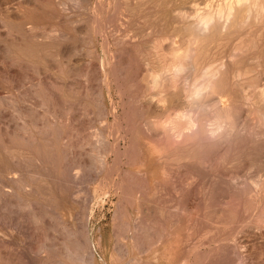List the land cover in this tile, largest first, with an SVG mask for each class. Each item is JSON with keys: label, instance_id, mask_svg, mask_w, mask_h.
Instances as JSON below:
<instances>
[{"label": "rangeland", "instance_id": "1", "mask_svg": "<svg viewBox=\"0 0 264 264\" xmlns=\"http://www.w3.org/2000/svg\"><path fill=\"white\" fill-rule=\"evenodd\" d=\"M17 1L20 16L32 13V38L22 30V20L5 18L2 8L0 32L9 29L11 38L31 43L34 53L29 60L24 47L14 49L0 43V88L5 90L0 93V264H152L142 255L159 241L174 243L171 240L178 233L183 234L178 255L169 259L160 250L156 264H264V195L254 203L242 195L245 184L234 187L228 182L233 176L247 185L264 182V133L253 123L247 107L233 115L241 134L236 144L231 143L232 151L210 153L200 137V146L196 144L200 148L179 146L180 150L171 153L173 162L159 166L171 176L165 177L166 183L157 194L143 203L135 199L136 193L146 196L153 188L136 185L138 179L132 174L141 165L128 164L131 154L126 148L131 142L144 157L145 141L141 137L148 132L142 97L158 93L143 80L144 74L147 76L157 65L155 59H148L143 42L161 40L162 36L164 46L172 39L180 45L181 39L159 18L160 13L176 8L190 11L193 6L204 7L207 0H171L165 5L161 0H120V4L100 0V11L107 18L104 34L95 31V0H32L31 10L25 0ZM261 26V19H251L238 26L230 40L211 41L206 58L191 76H198L209 62L227 59L232 50L259 36ZM103 40L109 42L105 41L108 63H114L117 72V83L111 84L112 98L100 86L104 78L101 63L107 62ZM250 48L247 52L254 61L244 63L239 80L232 77L235 66L231 64L229 84L240 99L253 94L256 101L257 92L264 91V46ZM249 67H254L253 73ZM15 71L18 76L14 74V79ZM30 75L33 81L27 79ZM115 86L117 92L118 86L122 87V100ZM186 96L182 97L187 100ZM111 100L118 115L123 111L129 115L125 122L121 120L120 127L108 113ZM263 106L264 99L255 103V115L264 110ZM248 126L262 133L257 148L249 140ZM184 155L188 156L182 158ZM193 164L203 168L205 177L195 176ZM143 206L147 213L140 211ZM192 245L195 249L187 252Z\"/></svg>", "mask_w": 264, "mask_h": 264}, {"label": "bare ground", "instance_id": "2", "mask_svg": "<svg viewBox=\"0 0 264 264\" xmlns=\"http://www.w3.org/2000/svg\"><path fill=\"white\" fill-rule=\"evenodd\" d=\"M25 1H26V5H27L28 9L31 10L32 6H33L32 0H25ZM110 1L115 3V4L120 2V0H110ZM149 1H151V0H149ZM170 1L171 0H161V3H162V5H165V4L169 3ZM187 1L188 2H195V1H201V0H187ZM99 3H101L100 0H95V2H94V7H95L94 13L95 14H93V13L92 14H93V16L96 17V19L94 18L95 21L97 22V30H95L96 33L100 32V33L104 34L106 31V23H107L106 19L107 18H104V14H105L104 11H102V12L100 11V5L101 4L99 5ZM155 3H153V5ZM22 4H23V2H22ZM145 4L147 6L148 3H145ZM199 5H201V4H199ZM18 6H19V2L17 0L13 4H11V0H2V2L0 3V8L3 9V12L5 13V16H6L5 18H10L13 21L22 20V25H21L22 30H24V32L27 34L28 37L32 38L33 30H34V21L32 19L33 18L32 13H31V11H29L24 16H20L19 12H18ZM140 7H141V5H140ZM116 8H118V7H116ZM119 8H123V7H119ZM91 9L94 10V8H91ZM190 9H191L190 11H184V12H181L182 10L180 11L179 9L177 10V8H176V10L168 9V10L162 12V9H161V11H160L162 13H160L159 18L162 19L163 22L169 23V27H170V25L172 26V28H170V29H173V33L181 39L180 45H178V46L175 45V40L172 39L173 41L172 40L167 41V46L165 44V46H166L165 47L163 45V43H166V42L161 41L162 39L164 40L165 38H161L162 36L159 38L161 40L152 38V39H148L145 42H143L144 46L142 44V46L145 48V52L148 54V59L150 56V58H152V60L155 59V61L157 62V65L156 66L154 65L156 67V69H154L152 72H148L149 74L147 76H145V74H144L143 80H144L146 87L156 89L158 91V93H156V92L150 93V94H146L142 97V102L144 103V107L146 108L144 113H146V115H147L146 122H144V121L143 122L146 123L147 126H145V127H147V132H148L147 135L141 137V139L143 141H145V144L143 142H141V143H143V145H144L143 147L146 150L143 152L144 157L139 156L140 152L138 154L137 147H135V144H133V143L130 144L131 142L128 144L129 146L126 148L127 151L124 149L126 152H130V154H131L130 157L128 158V162H129L128 164L129 165H131V166L141 165L140 167H138V169L136 171H134L135 173L132 172L133 177L138 179V182L136 181L137 184H136V182H135V184L138 185V187L140 186V188L141 187L142 188L148 187L149 189L151 187L153 188V190L149 191L148 193H145V194H147L146 196L144 194H140L141 192L136 193L135 199H136V201H139L141 203H143L145 199L153 198V195L155 196L154 192L156 193V190L159 189V187L161 185L166 183L165 182L166 178L171 176L167 172V170L165 172V171H163L164 169H161L162 167L160 168L159 166L160 165H165V166L170 165L173 162L172 157H170L171 153L176 152V150L178 151V149L180 150V148H178L179 146H181V147H185L187 145L188 146L189 145L195 146L199 142V141H197V138L200 137L201 139L204 140V141H202V142H204V144L201 142V146L203 144L204 147L206 148V150H208V151L211 150L210 153L214 152V154H215L216 152H218V153H221L223 155L225 153L227 154V152L232 151V148L230 150V147L232 145L231 143L234 142L236 144L239 141V135L241 134V131L237 125L236 119L240 113V110H242V108L247 107L249 109L248 111L252 112L251 119L254 121L253 123H255L258 127H261V129H263V131H264V110L261 113H259L258 115H255V113H254L255 110H253V108L255 107V103H257L258 101H263L264 91L257 92V100H256L257 102L254 101L253 94H244L243 98H242L243 101H242V99H240L239 92H237L235 94L233 91H231L232 88L230 89V84H229L230 83L229 82V73H230L229 66L231 64L233 66H235L234 67L235 71H233L231 75L233 78H236L237 80H239L240 75H241L242 66L244 65V63L246 61L248 62V61H250V59L254 58V57H250V55H248V52H247L248 48L251 47L252 49L253 48H259L260 49V48H263V46H264V0H207L204 7L193 6ZM97 13H99V14H97ZM121 13H123V11H121ZM22 14H23V12H22ZM89 16H90V14H89ZM131 16H132V14H131ZM154 16H155V14H154ZM158 16H159V14H158ZM148 19H149V17H148ZM251 19H256V20L261 19V21H262L261 34L259 36L256 35L257 37L252 39L251 41H250V39H248L250 42L246 45L245 44L240 45V43H239L238 45H240V46L237 47L235 50H232V52H230L228 54L227 59H225V60L220 59V61L219 62L217 61V63L209 62L208 64H206L203 67L202 71L200 72V74L198 76H194V77L191 76L192 73L197 71L199 65L202 64V62L206 58L207 48L209 46L208 44L211 41L216 40V41H218L217 43H219V42H225V41L230 40V38L234 35L233 31L238 26H241L243 24L248 23V21H250ZM155 20H157V18ZM94 25L95 24H92V26H94ZM164 25H166V24H164ZM95 28H93V29H95ZM259 28L260 27H258V30H259ZM3 31L0 32V43H3L4 46L11 45V46H13L14 49L24 47L26 50L25 51V56H26L25 58L31 60L33 57V53H34V47L32 46V44L31 43L22 44L21 43L22 41L19 42L18 40L14 39L13 37L11 38L12 33L9 29H5ZM166 33H168V32H166ZM169 37H172V36L170 35ZM252 37H253V35H252ZM168 39H170V38H168ZM105 41L106 40L102 41L101 46H102V49L104 51V54L106 53L105 59H107V62L104 60L105 62L103 61V64L101 63V67L103 66L102 68L104 70L103 71L104 72L103 73L104 78H103V83L101 82L100 86L101 85L104 86L106 93H107V96L110 98L111 97V84L114 82L117 83V79H116L117 77L115 75V73H117V72L114 71V69H115L114 63H112V64L108 63V61H109L108 57L110 55L108 56V53H107L108 50H106L107 49L106 48V42L107 43H109V42L108 41L105 42ZM135 41H136V39H135ZM246 42H248V41H246ZM130 43H131V41H130ZM0 51H2V50H0ZM104 54H103V57H104ZM113 60H114V58H113ZM253 61H254V59H253ZM104 64H106V65H104ZM24 65H25V63H24ZM34 69H32V70H34ZM96 70H98V69H96ZM1 71H2V69H1ZM4 71H5V68H4ZM93 71H94V69H93ZM253 71H254V67H249V73H253ZM22 73H24V72H22ZM14 74L16 75L17 72L16 71H15V73L13 72V76H12L13 78H14ZM101 74H102V72H101ZM17 76L18 75H16L15 78ZM99 76H100V74H99ZM102 77H100V78H102ZM28 78L30 81H33L32 75L27 76V79ZM250 86H253V84H251V85L248 84V87H250ZM116 87L117 86H115L116 93L118 94L119 99L122 100V97L124 96L123 92L121 91L122 87L119 88V86H118V92H117ZM255 87H258V86H255ZM15 88H17V87H15ZM98 88H100V87H98ZM3 89H6V88L3 87ZM146 89H148V88H146ZM253 89H255V88H253ZM259 89H257V90H259ZM1 90L2 89L0 88V93L2 91H5V90H2V91ZM6 90H8V88ZM246 90H248L247 87H246ZM242 91H245V90H242ZM4 93L5 92H3V94ZM8 93H9V91H8ZM185 93H187V96H186L188 98L187 100L185 97H182L183 94L185 95ZM6 94H7V91H6ZM21 94H22V92H21ZM6 96H8V95H6ZM1 98H2V96H1ZM2 100H0V101H2ZM111 101L112 102L109 103L110 106L108 109V113L112 114L115 124L118 127H120L121 122H122L121 120L124 119V117H126V116L128 117L129 115H126L125 111H123L120 115H118L116 113V110H115L114 102H113V100H111ZM121 103H123V102H121ZM123 106H125V105H123ZM206 113L208 114V116L205 115L207 117H204L203 115ZM234 113H236L237 116L234 117L233 116ZM246 114H247V112H246ZM23 117H24V115H23ZM202 119H204V120H202ZM123 121L125 122V119ZM126 125H128V123ZM112 127L113 126H111V128ZM249 128H251V129H250V131H248L249 133L247 132L248 133L247 135H249L248 136L249 140L253 144L254 148H257L259 146V143H261L260 142L261 138L259 137V134L261 132H258V130L257 131L254 130L252 127H249ZM122 129L124 130V128H122ZM141 129H143V128L141 127ZM115 130H117V129H115ZM263 131H262V133H264ZM140 134H141V132L139 133V138H140ZM244 135H245V132H244ZM115 136H118V135H115ZM124 136H125V134H124ZM113 138H115V137L113 136ZM119 138H121V137H119ZM134 138H136V137L134 136ZM134 140H132V142H134ZM116 144H118V143H116ZM198 145H199V143H198ZM198 145H196V146L199 147L200 145L199 146ZM116 148H118V147H116ZM188 148H186V149H188ZM203 148H202V150H204ZM186 151L183 150V152H185V153H186ZM188 151H190V150H188ZM201 152L202 151L200 149V152H198V153H201ZM181 153H182V151H181ZM181 153H179V154L181 155ZM185 153H182V154H185ZM205 153H207V152H205ZM235 153H237L236 150H235ZM190 154H192V153H190ZM187 156L188 155H186V156L184 155V156H182V158L187 157ZM204 157H206V154ZM199 158H201V157H199ZM199 160H201V159H199ZM196 161H198V159H196ZM202 162H204V161H202ZM193 165H194L193 168L195 170L193 168L192 169L194 170V174L196 177H198L202 174L204 175L205 171L202 170L203 168L202 169L199 168L200 165H196V164H193ZM3 174H4V172H3ZM7 174H8V172H7ZM10 174L11 173H9L8 176H10ZM14 176H13V178H14ZM200 177H202V176H200ZM203 177H205V175ZM203 179H205V178H203ZM159 180H161V181H159ZM228 182L234 187H236L239 184H245L242 186V189H243L242 195L244 198H247L254 203H258V201L263 200L264 182L251 181L247 185L246 182L245 183L240 182L238 176H233L231 179L228 180ZM116 186H118V185H116ZM117 188L121 189V191H122V187L120 185ZM123 189L125 190V188H123ZM164 189H165V187H164ZM130 192H131V189H130ZM125 195H126V193H125ZM140 211H142L144 214V213H147L148 209L143 206V207H140ZM129 220H131V217H129ZM134 221H133V223H134ZM186 234H188V233H186ZM182 236H183L182 233H178L177 236L173 240H171L174 243H171L168 245H165L166 241L163 243L159 241V244L157 243V245L153 246L147 253H145V254L142 253L143 255L141 258L148 263L156 264V262L159 260V256H157L158 255L157 252H159L160 250H163V253L165 254V256H167V258H169V257L175 258L178 255V253L176 254V252L180 248L179 243H181V242H179V241H181ZM170 237H171V235H170ZM129 239H130V236H129ZM216 241H217V239H216ZM167 243H168V241H167ZM216 243H214V244H216ZM227 243H229V242H227ZM181 244H183V243H181ZM210 246H213V244ZM192 247H193V245H192ZM192 247H191V249L189 248L190 250L187 252H192V250L195 249L194 247L193 248ZM130 252H133V251H130ZM134 252L136 253V251H134ZM136 254H138V253H136ZM187 254L190 255V253H187ZM204 258H206V257H203V259L202 258L201 259L205 260ZM158 264H161L160 261L158 262Z\"/></svg>", "mask_w": 264, "mask_h": 264}]
</instances>
